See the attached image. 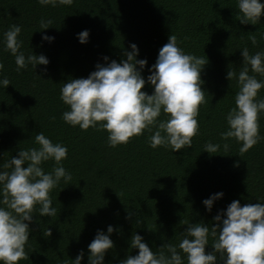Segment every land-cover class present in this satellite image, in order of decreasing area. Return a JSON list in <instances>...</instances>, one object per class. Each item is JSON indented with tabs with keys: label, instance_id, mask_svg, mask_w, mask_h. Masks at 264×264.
<instances>
[{
	"label": "trees",
	"instance_id": "16d2710c",
	"mask_svg": "<svg viewBox=\"0 0 264 264\" xmlns=\"http://www.w3.org/2000/svg\"><path fill=\"white\" fill-rule=\"evenodd\" d=\"M237 15L236 0H73L71 6L57 7H42L36 0H0V39L11 25H19L20 50L25 56L42 54L49 61L17 72L14 57L0 43L5 66L0 78L6 76L11 83L0 87V171H11L2 166L18 150L38 147L35 136L42 132L67 147L62 165L71 176L50 192L55 216L34 211L25 245L28 258L19 264H72L81 250V264H87L88 244L97 230L106 232L109 225L114 248L105 254L104 264H120L127 255H136L138 250L129 247L135 233L154 253L164 251L167 256L162 245L178 246L186 223L208 224L211 233L212 218L233 200L242 206L264 203V139L240 155L239 143L220 136L227 130L225 116L235 107L238 91L235 76L226 79L227 71L238 75L245 67L243 48L250 55L264 52V16L252 25L241 24ZM41 19L52 21L48 29H40ZM83 30L89 33L86 43L77 38ZM42 35L55 39L48 42ZM170 35L185 53L208 61L201 72L207 102L199 108V133L191 148L174 153L153 149L148 131L113 148L106 131H82L62 120L68 110L60 100L64 83L87 78L97 63L126 59L124 53L133 43L139 50L136 59L147 61L141 72L147 80L148 69ZM250 36L256 37L255 45ZM249 75L264 79L250 68ZM141 90L153 92L147 82ZM257 98H264V88ZM259 126L264 137V114ZM207 143L220 145L219 151H204ZM55 166L53 161L42 164L45 172ZM217 192L223 196L207 211L202 201ZM129 213L133 214L128 217ZM48 228L51 235L45 237ZM213 240L209 234L206 251H211ZM177 251L187 264L185 254L178 247Z\"/></svg>",
	"mask_w": 264,
	"mask_h": 264
},
{
	"label": "clouds",
	"instance_id": "9594fccd",
	"mask_svg": "<svg viewBox=\"0 0 264 264\" xmlns=\"http://www.w3.org/2000/svg\"><path fill=\"white\" fill-rule=\"evenodd\" d=\"M42 6H71L73 0H36ZM241 24L257 25L264 16V0H236ZM51 20L41 19L40 29H48ZM21 32L19 25L13 24L3 33L0 43L3 50L14 57L16 71L33 69L47 65L44 55L29 54L21 51L22 41L18 39ZM89 33L83 30L77 34L80 43H86ZM42 40L52 42L55 37L42 35ZM253 45L256 37H249ZM131 51H126L119 63L115 60L100 64L87 78H75L60 88V100L68 107L62 113V120L71 127L82 131L92 128L108 133L109 147L129 143L133 137L152 132L149 146L153 149L164 147L174 153L191 148L192 138L199 133L197 116L199 108L207 101L202 89L201 72L208 63L207 59L185 53L177 44L175 35L158 52L155 63L148 69L147 80L141 75L147 61L136 59L138 48L133 43ZM245 67L237 74L228 70L226 79L235 76L238 91L235 94V107L226 116L227 130L220 133L222 140L234 139L241 146L239 154L243 155L261 139L259 134V117L264 114V98H257L264 88V79L258 80L252 73L264 77V52L249 54L245 47L241 50ZM108 61V57H103ZM139 66V67H137ZM0 62V74L4 72ZM46 70V68H45ZM152 88V94L141 89L145 83ZM10 83L6 76L0 78V87L6 88ZM166 119H159L161 115ZM155 129V131H153ZM38 147L18 150L16 156L2 167L11 171H0V264H19L28 258L25 245L29 240V223L34 211L40 216H55L57 210L52 206L50 192L63 179H71L62 165L67 159L68 150L62 143H53L42 132L35 136ZM220 145L207 143L204 151L215 154ZM228 151L229 144L223 145ZM53 161L56 165L51 172H45L42 164ZM223 196L217 192L202 201L205 209L211 211L214 201ZM38 206V207H37ZM133 213H129L130 217ZM126 217V218H128ZM211 233L208 224L186 223L183 238L178 246L163 244L164 251L154 253L139 234H132L129 247L137 249L136 255H127L120 264H184L177 247L186 256L187 264H264V203H246L233 200L226 209L213 218ZM136 223H140L139 220ZM114 229L97 230L93 240L88 244L87 264H104L105 254L114 248L110 238ZM209 234L214 237L211 251ZM51 235L48 228L45 237ZM84 252L81 250L72 264H81Z\"/></svg>",
	"mask_w": 264,
	"mask_h": 264
}]
</instances>
